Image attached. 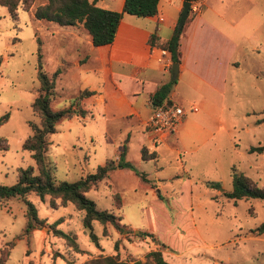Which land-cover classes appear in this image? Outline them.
<instances>
[{"label":"crops","instance_id":"0c3cea01","mask_svg":"<svg viewBox=\"0 0 264 264\" xmlns=\"http://www.w3.org/2000/svg\"><path fill=\"white\" fill-rule=\"evenodd\" d=\"M183 1L158 0L157 12L153 16L138 17L122 13L114 39L108 44L92 45L82 22L63 26L64 30L54 28L46 39L54 47L51 50L59 57L54 70L58 67L61 69L55 83L54 102L57 105L62 103V107L68 106L82 90L93 91L92 95L85 96L80 102L88 113L68 120L85 122L82 125L83 139L92 148H101L104 155L102 164L108 159L118 160L122 152L124 160L145 177L142 179L133 169L116 167L91 188L103 182L115 191L113 194L125 200L126 191H136L142 187L147 205L140 206L139 211L148 222L147 228L138 230L149 232L152 237L158 230L157 212L160 210L161 214L164 210L161 194L166 190L161 180L172 183L176 179L180 194H185L186 190L191 200L192 189L198 184L192 180L189 172L196 166L204 165V162L215 167L226 150L229 158L225 164L230 178V170L234 166L259 186H264V150L249 151L250 147L264 146V138L253 133L252 139L241 148L239 139H235L230 127L225 125L229 121L236 123L228 98L236 97L237 76L244 69L243 65L251 59L250 56L255 59L264 57L263 43L254 37L255 30L264 25V4H255L254 0H243V3L196 0L199 12L183 25L177 80L168 93L169 100L183 108L184 117L176 132L162 141L153 143L152 137L145 132V121L153 111L150 98L159 86L173 77L169 52L152 46L149 37L153 33L160 40L172 36ZM123 3L124 0H98L96 5L121 11ZM260 73H264V67L253 71L257 76ZM64 82L73 86L70 91L65 90ZM194 107L196 110H193ZM260 124L256 117L249 123L245 122L241 129L251 133L250 129L254 131ZM233 128L236 126L233 125ZM142 150L151 153V158L142 159ZM167 156L171 158L165 159ZM163 159L165 162L174 161L179 171L161 176L159 170L154 169L157 166L154 163ZM220 191L224 192L223 189ZM117 216L124 229H132L121 223L119 214ZM121 232L120 235L124 236L125 231ZM258 238L246 236L243 240ZM197 241L178 248V251L186 253L192 247L203 248ZM142 243L148 246L147 253L156 249L149 236L136 235L132 242L134 245ZM218 260L212 261L216 263Z\"/></svg>","mask_w":264,"mask_h":264},{"label":"rangeland","instance_id":"374dc122","mask_svg":"<svg viewBox=\"0 0 264 264\" xmlns=\"http://www.w3.org/2000/svg\"><path fill=\"white\" fill-rule=\"evenodd\" d=\"M45 1L32 0L28 10H24L20 4L16 18H12L7 8L0 5V115L9 113L8 120L0 126V136L6 138L8 143L7 149H0V184L4 185L16 182L18 168L35 165L32 153L22 148V142L31 134L29 122L39 123V118L31 107L39 86L36 77L38 49L40 48L45 72H52L59 61L53 51L54 47L46 39L54 28L64 27L34 17L35 8ZM254 3L262 5L264 0H254ZM254 37L263 43L264 48V25L255 30ZM249 58L251 59L246 60L244 69L237 76L236 97L228 98L236 123H225L235 139H239L241 148L252 139L253 133L264 138V73H260V76L253 74L254 70L264 67V57ZM65 85L66 91L73 87L67 82ZM54 101L55 97L51 101L53 109L62 107V103L57 105ZM246 112L250 113L245 115ZM256 117L261 122L260 126L254 131L250 129L251 133H245L241 127ZM83 124V121L64 118L57 123L56 131L48 135L49 144L45 156L55 165L53 175L59 181L74 182L81 176L94 172L104 162L101 148L94 149L83 139ZM233 125L236 126L235 129ZM223 141L226 142V139L223 138ZM223 145L225 147V143ZM170 158L171 156L165 157ZM227 158L229 153L226 150L215 167L204 162V165L196 166L189 172L192 180L198 184L192 189L191 200L186 190L185 194H180L176 179L172 183L161 180L166 190V193L161 194L164 210L161 214L160 210L157 212L158 230L151 240L171 264H264V233L258 235L251 232L252 228L264 221V200L247 198L233 203L220 191L231 189V178L225 164ZM165 159L154 163L157 165L154 169L157 168L161 176L166 177L179 171L174 161L165 162ZM202 180H218L221 185L218 188L206 187ZM126 192L125 200L120 199L121 205L117 208L113 194L115 191L103 182L86 191L85 195L99 209L119 214L122 217L121 223L132 228L125 227L124 239L120 235L122 232L110 223L94 221L93 229L98 237V246L85 232L81 212L71 203L52 208L51 202L57 204L59 199L46 195L42 200L35 193L28 194L27 200L34 206L38 218L45 220V225L32 230L28 236L19 238L26 224V203L20 197L0 201V264H82L92 257L116 253L129 264L137 259L145 261L148 246L143 243L132 244L140 232L138 229L147 228V218L141 217L139 211L140 206L147 205L144 202V190L140 187L136 191ZM135 203L137 204L134 205ZM55 229L74 237L80 251L74 250L63 235L55 234ZM246 236L259 238L243 240ZM197 240L203 248L192 247L186 253L178 251V248L182 249L198 242ZM201 249L206 253L201 252ZM212 260L218 262L213 263Z\"/></svg>","mask_w":264,"mask_h":264},{"label":"trees","instance_id":"16d2710c","mask_svg":"<svg viewBox=\"0 0 264 264\" xmlns=\"http://www.w3.org/2000/svg\"><path fill=\"white\" fill-rule=\"evenodd\" d=\"M98 0H46L42 5H38L34 10L36 19H44L52 21L60 26H70L77 22H82L86 32L91 37L92 45L99 46L111 43L114 39L118 23L122 17V13L135 15L138 17L153 16L157 12L158 0H124L121 11L104 9L96 5ZM192 2L193 0H184ZM32 0H0V5L5 6L12 18H16L17 8L22 4L24 10H28ZM194 13L189 8V12L184 20V24L188 23ZM183 28V27H182ZM182 29L177 31L175 28L172 36L167 40H160L156 35L151 34L149 43L154 46L164 49L169 52L172 63H180L179 40ZM38 68L36 77L39 83L37 94L34 97L31 107L33 113L39 118V123L29 122L31 134L28 135L22 142V148L32 153L34 166L18 168L17 180L14 184H0V201L4 202L9 198L20 197L27 205L25 213L26 224L22 236H28L34 229L44 227L45 220L38 218L36 210L31 202L27 200V195L35 193L42 200L46 195L54 199H59V202H51L52 208L63 207L68 203L73 204L76 210L81 212L82 226L85 232L90 237L91 241L98 246V237L93 229V222L98 221L101 224L110 223L117 230L123 231L124 226L119 223L120 218L112 211L107 209H99L96 203L89 199L85 193L91 187L97 185L99 181L104 179L110 170L119 167H127L133 169L136 174L145 179L143 174L137 171L134 166L124 160L121 152L118 160L108 159L104 164L98 165L94 172L87 173L81 176L74 182L65 180H57L53 175L55 165L46 159L45 153L48 150V135L56 131L57 123L64 118H72L73 116H85L88 112L80 106L81 100L94 92L90 90H82L73 99L68 106L59 109H53L51 101L55 97V83L60 69L56 68L52 73H47L42 66V55L40 48L37 52ZM176 76L172 77L168 83L157 88L152 95V103L155 106L163 102L170 101L168 93L173 84L176 83ZM264 113V110H263ZM9 118V113L6 112L0 115V126ZM8 143L6 138L0 136V149H7ZM264 146L250 147L249 151H263ZM142 159L151 158V153L145 150L141 152ZM231 189L224 191L223 194L236 202L239 199L258 198L264 200V186H259L252 178L245 175L243 172L236 169L234 166L230 170ZM204 185L210 188L220 187L219 181L206 180ZM116 207L119 208L120 196L114 194ZM55 234L63 235L68 242L72 244L73 249L80 251L74 237L66 233H62L57 229ZM251 232L256 234L264 233V221L257 225ZM106 233V231L104 232ZM138 236H149V232H139ZM117 249V242H115ZM58 254V253H56ZM55 254V255H56ZM2 264V262H1ZM82 264H129L116 254L99 255L85 260ZM132 264H171L162 255L160 249L151 250L147 253L145 261L134 260Z\"/></svg>","mask_w":264,"mask_h":264},{"label":"built area","instance_id":"2783aa9c","mask_svg":"<svg viewBox=\"0 0 264 264\" xmlns=\"http://www.w3.org/2000/svg\"><path fill=\"white\" fill-rule=\"evenodd\" d=\"M190 8L193 13L199 12L196 0L190 2ZM150 103L153 105L152 97ZM193 110L196 108L194 107ZM183 117L184 110L175 101L163 102L158 106L153 105V111L145 121V132L152 137L153 143L162 141L168 135L176 132Z\"/></svg>","mask_w":264,"mask_h":264},{"label":"water","instance_id":"95a60500","mask_svg":"<svg viewBox=\"0 0 264 264\" xmlns=\"http://www.w3.org/2000/svg\"><path fill=\"white\" fill-rule=\"evenodd\" d=\"M189 8H190V2L189 1H183L182 3V11L180 13L179 16V20L177 23V31H180L184 25V20L189 12ZM178 70V64L177 63H172V67H171V73L174 76H176Z\"/></svg>","mask_w":264,"mask_h":264}]
</instances>
